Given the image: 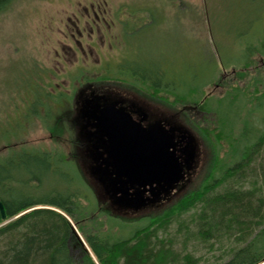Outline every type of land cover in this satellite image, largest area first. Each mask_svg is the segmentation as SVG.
<instances>
[{
	"label": "rangeland",
	"instance_id": "rangeland-1",
	"mask_svg": "<svg viewBox=\"0 0 264 264\" xmlns=\"http://www.w3.org/2000/svg\"><path fill=\"white\" fill-rule=\"evenodd\" d=\"M250 42L260 49L253 56L244 48ZM262 47L264 0H16L0 14V161L11 150L51 149L77 164L79 176L96 201L99 187L81 164L84 158L76 126L69 113L57 112L64 104L70 111L79 92L87 93L89 87L143 93L152 96L147 102L158 108L165 101V111H182L190 119L186 122L202 146L200 166L190 186L156 211L121 214L97 200L100 208L92 212L89 222L102 223L100 231L112 237L130 236L148 219L167 214L182 197L198 189L212 170L217 152L225 157L226 143L217 144L213 137L223 132L219 122L233 121L234 135L240 134L246 117L252 128H262L255 99L248 103L247 97L246 106L240 109L235 104L245 103L241 96L236 103L227 97L234 88L244 94L262 89L263 85L255 83L264 77ZM40 69L43 72L37 75ZM133 69L152 75L162 71L160 85L154 87L152 79L139 77ZM39 76L51 84L48 92L56 98L48 117L43 115L46 108L34 103L27 92L29 82L24 80L29 77L40 85ZM169 76L176 78L178 90L165 86ZM59 92L66 96L65 101L59 100ZM29 112L32 119L27 122ZM251 158L243 182H225L213 192L239 187L264 193V146ZM202 206L169 217L155 234L161 241L165 239L163 248L174 252L178 261L188 253L199 258L198 264L226 262L242 244L233 239L199 241L196 216ZM74 231L88 248L77 225Z\"/></svg>",
	"mask_w": 264,
	"mask_h": 264
},
{
	"label": "trees",
	"instance_id": "trees-1",
	"mask_svg": "<svg viewBox=\"0 0 264 264\" xmlns=\"http://www.w3.org/2000/svg\"><path fill=\"white\" fill-rule=\"evenodd\" d=\"M14 1L0 0V14ZM244 48L248 56L260 51L252 42ZM42 72L40 69L37 75ZM133 72L141 78L148 76L149 80H153L151 83L154 87L160 85L162 71L153 75L135 69ZM172 77L165 79V86L178 90L176 78ZM43 78L39 79L40 85L29 77L24 80L29 82L30 90L27 92H30L34 103L46 108L43 115L48 117L52 114L51 104L56 98L48 92L53 87L49 82L45 84ZM255 83L263 85L262 89L244 94L234 88L236 91L228 93L227 97H232L236 103L241 96L245 103L235 104L240 109L247 102L251 103L250 99H255L262 128H252L246 117L240 134L234 135L236 126L233 121L225 122L224 119L219 122L218 129L223 132H218V135L216 132L213 137L217 144L220 141L226 143L225 157L220 158L217 152L212 170L198 189L182 197L167 214L163 212L148 219L147 224L133 230L130 236L112 237L100 231L102 223L96 226L95 221L89 222L92 212L100 207L71 159L65 160V156L51 152V149H25L24 153L11 150L0 161V203L8 221L3 223L0 214V264H198L199 258L188 253L181 257L183 261H178L174 252L163 248L165 239L161 241L155 234L158 225L164 221L167 223L169 217L197 204L203 205L196 216L195 233L199 241L206 243L233 239L242 244L232 251L228 261L220 264H259L264 261V193L259 189L239 187L213 192L225 182H243L247 178L245 169L251 163L252 155L259 154L264 146V77ZM64 96L59 92V100L65 101L67 98ZM247 97L249 101L246 102ZM60 109L57 115L69 111L65 104ZM30 112L25 114L27 122L32 119ZM236 142H239L238 147ZM74 225L83 233L88 251L76 236Z\"/></svg>",
	"mask_w": 264,
	"mask_h": 264
},
{
	"label": "water",
	"instance_id": "water-1",
	"mask_svg": "<svg viewBox=\"0 0 264 264\" xmlns=\"http://www.w3.org/2000/svg\"><path fill=\"white\" fill-rule=\"evenodd\" d=\"M91 103L97 105L96 101ZM92 120L95 121L93 128L96 129L98 147L106 158L101 162L102 167H91V174L112 196L120 194V206L138 211L149 201L143 197L146 191L156 198L160 193H168L183 178L182 166L174 151H170L175 150L176 143L168 132L164 136L157 124L143 129L131 123L122 110L113 109L105 110ZM190 151L188 158H191ZM95 161L91 160L92 166ZM129 189L135 191L129 194ZM0 213L1 219L5 220L1 203Z\"/></svg>",
	"mask_w": 264,
	"mask_h": 264
},
{
	"label": "flooded vegetation",
	"instance_id": "flooded-vegetation-1",
	"mask_svg": "<svg viewBox=\"0 0 264 264\" xmlns=\"http://www.w3.org/2000/svg\"><path fill=\"white\" fill-rule=\"evenodd\" d=\"M137 93L132 90V93L122 94L111 89L96 90L89 87L87 93H82V91L79 92V95L77 93V97L80 102L77 101L76 97L74 106L70 111H68V113L71 116V123L74 124V127L76 126L75 129L77 131L78 138L81 141V143L79 142L82 145L81 156L88 162L95 159L96 161L94 165H96V162H98L97 165H100L105 156L102 149L98 147L97 133L93 128L95 121L92 119L94 117H100L106 104L108 107H111L112 105L115 106L113 107L114 110L118 108L122 109L125 114H128L133 121L140 124L144 129H146L149 125L158 124L164 133L170 128L174 130V142H177L175 147V156L183 164L185 177L173 191L166 195H160L157 203L150 204L147 207L150 208L149 210L156 211L157 209L162 208L163 205L170 203L173 199H176L188 188V186H190L192 176L196 175L200 166L202 146L201 143H198V139L194 140V138H191L192 132L188 126L189 123L186 122L190 119L188 120L186 118L187 115H185V113L182 111H172L173 114H171L170 111H165V101H161L162 107L158 108L157 105L154 106L147 102L148 98L153 100L152 96ZM92 96H100V98H102L98 100L96 106H93L89 102H94V100H92ZM103 97L105 98L103 99ZM92 111H95V113L91 114ZM189 137L191 138V146L194 149V152L192 157L187 160L189 149L185 148V142ZM103 141L105 142V139H103ZM102 186L103 185L100 182V189ZM101 190L100 193L102 192V198L109 200L108 205L119 208L115 203L117 200L108 195L105 191ZM146 196L149 197V195Z\"/></svg>",
	"mask_w": 264,
	"mask_h": 264
},
{
	"label": "bare ground",
	"instance_id": "bare-ground-1",
	"mask_svg": "<svg viewBox=\"0 0 264 264\" xmlns=\"http://www.w3.org/2000/svg\"><path fill=\"white\" fill-rule=\"evenodd\" d=\"M264 94V93H263ZM262 97V96H261ZM261 114V113H260Z\"/></svg>",
	"mask_w": 264,
	"mask_h": 264
}]
</instances>
